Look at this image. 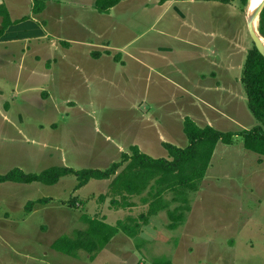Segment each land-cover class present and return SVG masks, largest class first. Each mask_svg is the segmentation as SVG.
Here are the masks:
<instances>
[{"label":"rangeland","instance_id":"374dc122","mask_svg":"<svg viewBox=\"0 0 264 264\" xmlns=\"http://www.w3.org/2000/svg\"><path fill=\"white\" fill-rule=\"evenodd\" d=\"M49 1L54 3H49L47 12L53 18L48 28L53 40L60 35L57 17H63L68 41L77 33L73 17H85L91 34L78 36L87 42L97 41L94 22L96 17L107 16L98 13L88 0H60L59 6L58 0ZM76 1L87 4L77 7L72 4ZM195 1L177 5L189 17L188 25L193 17H201V27L212 24L217 34L188 35L174 29L171 68L152 53L158 45L170 44V38L155 34L160 25L148 29L152 24L147 17H157L150 13L151 0H127L113 7L108 35L112 48L127 47V53H137L144 64L126 53L122 54L125 64L116 63L120 52L114 51L111 59H76L74 46L64 51L51 45L52 38L45 40L48 44L44 47L34 40L16 42L9 53L0 46V174L14 168L26 173H41L51 167L106 170L121 162L123 153L131 154L133 146L142 147L152 158H167L163 143L188 146L184 133L188 116H194L200 127L213 124L221 132L238 133L261 125L249 108L242 82L248 53L255 46L247 27L248 5L233 0L216 8L211 1ZM18 2L3 0V5L13 18L26 16L24 22L34 21L28 17L26 5ZM145 4L148 9L142 6ZM163 17L181 16L172 10ZM66 24L74 29L69 30ZM259 26L260 22L258 31ZM184 37L204 47L210 42L222 50L223 57L228 47L234 53L237 63L232 74L237 84L224 85L222 93L207 95L209 109L219 108L223 117L217 119L214 109L207 110L195 85L206 70L207 77H202L211 89L220 87L216 79L223 77L226 83L231 77L228 71L219 76L212 64L200 58L206 52L212 55L210 49L190 46L180 40ZM92 49L94 57L99 50ZM169 73L181 85L188 84L192 93H182L163 80ZM231 89L234 96H230ZM110 182L91 180L76 190L77 178L70 175L51 186L0 184V264H264V157L246 150L242 137H235L232 145L218 144L198 190L188 192L190 209L177 229L168 228V211L181 204L167 193L168 209L150 217L138 237L120 232L94 260L83 251L78 258L54 251L51 245L56 239L87 227L83 215L115 225L148 212L142 200L147 193L129 200L134 207H114L111 198L101 202L100 197L109 193ZM45 198L50 199L47 205L36 204L30 213L26 211L29 203ZM74 199L76 205H72Z\"/></svg>","mask_w":264,"mask_h":264},{"label":"trees","instance_id":"16d2710c","mask_svg":"<svg viewBox=\"0 0 264 264\" xmlns=\"http://www.w3.org/2000/svg\"><path fill=\"white\" fill-rule=\"evenodd\" d=\"M124 0H97L96 9L100 13L109 12ZM170 0H159L164 4ZM229 4L233 0H206ZM245 5L248 0H241ZM42 2L35 1L34 12L38 14L42 10ZM2 26L0 37L12 25L13 22L5 5H0ZM259 32L264 37V10L260 17ZM96 57V56H95ZM242 82L245 86L248 105L254 117L261 123L251 130L242 132H221L212 126L200 127L191 118L184 120V133L188 139V146L180 148L170 143H163L167 151V158H152L144 154L138 146L131 148V154L123 153L122 161L114 163L109 169H83L75 170L69 167H51L41 173H26L20 168H14L6 174H0V184L41 183L44 185H56L63 177L75 176L78 184L76 190L87 185L91 180L111 181L109 193L100 197L101 202L111 198L114 207H134L135 203L129 200L135 196L147 193L143 198L148 205V212L138 218H128L111 225L104 219L82 216L86 224L83 230H75L71 235H63L56 239L51 248L67 256L78 258L81 251L90 255V260L103 251L113 238L123 232L125 235L136 238L141 226L149 222V218L159 212L168 209L165 199L167 193H172V201L181 205L168 211L171 221L168 228L175 230L184 221L185 212L190 209L188 192H195L199 184L207 175L212 158L219 143L232 145L234 138H243L246 150L264 157V57L256 47L249 51L244 69ZM122 169V170H121ZM121 170V171H120ZM49 198L40 199L29 203L27 212L30 213L36 204L47 205ZM76 205V200L72 201ZM157 264H163L158 262ZM170 264V263H166Z\"/></svg>","mask_w":264,"mask_h":264},{"label":"crops","instance_id":"0c3cea01","mask_svg":"<svg viewBox=\"0 0 264 264\" xmlns=\"http://www.w3.org/2000/svg\"><path fill=\"white\" fill-rule=\"evenodd\" d=\"M35 1L36 0H19V2H18L21 5H26L23 7L26 9L25 11L30 10V13L27 15L30 18L33 17L34 21H32V19H31V20L24 22L23 20L26 18V16H22L21 18L15 19L11 16V12L9 11V8H7L8 12L10 14L11 20L13 22H16V21L20 22L18 24L10 26L5 31V33L2 35V37H0V46H4L8 53L10 51V46L12 47V45L17 44L16 42H21V41L32 42L34 40L37 43V45L44 47L48 44V43H45V40L52 38L50 40V42L52 43L51 45L52 46L55 45L56 47H60L61 49H65L64 51H66V49H70L72 46H74L75 48L72 49V54L74 55V58H76V59H81L82 56H85L88 59L87 60L88 62H95L96 60H100L103 57H108L111 59V58H113L112 56L114 55V53H112V51H114L115 53L120 52V54H119L120 58L116 57L115 62L119 63V64L120 63L125 64V62L123 61V55L122 54L126 53L127 55H129V53H127V50H128L127 47H124L123 49L122 48L121 49L112 48L111 47V39L108 36L110 28L112 26L111 20L114 18V17H111V14H112L111 11L113 10V8L109 12L101 13L107 17H96V20L94 22L95 29H96L94 31V39H97L96 42L95 41L92 42L90 40H88L89 42H87L86 38L78 36V35H89V34H91V28L88 26L89 24H87V22H86L87 19L85 17H80V18L73 17L75 19V23H76V27H74V28L77 29V33L73 34V37H72L73 40L72 41H68V38H65V34H63V28H64L63 23L65 24L63 17H57V19L60 21V35H56V38L53 40L52 34H51L50 30L48 29L49 23H50L51 19H53V18L48 17L49 14L47 12L49 10V7L51 6L49 3H51V4H54V3L50 2L49 0H39L42 2V6H41L42 10H41V12L36 14L34 12ZM78 1H76L75 3L72 2V4L74 6H77V7H84L87 3H90V5L96 9L95 5H96L97 0H91V2L88 0V2L86 4H81ZM82 1H85V0H82ZM124 1H127V0H124ZM148 1L149 0H142V2H145V3H147ZM151 2H152L153 6H152L150 13H155L154 15H156L157 17H147V18H149L148 22L152 24L151 26H147L148 29L149 28L154 29L160 25L161 28H158L156 30L154 29L155 34L161 35V36H167L170 38V41H168V43H170V44L158 45L157 48H155V50L152 53L158 54L160 57L163 58L164 61L168 62L169 68H171L172 63H173L172 58H171V52H172L171 35H172V31L174 29L179 28L180 31H182L183 33H186L188 35L191 33H196L197 35L201 36V34H206L208 31H212V32H214V34H217V31L214 30L216 28L213 29L212 24L209 26H205V25L202 26V27H205L206 29L201 27V24H200L202 22L201 17H193L191 24L188 25V18L189 17H185L186 15L177 7V5L180 2L195 3L196 2L195 0H170L164 4H160L159 0H151ZM56 3H58V4H56L58 6L61 5L60 0H58V2H56ZM211 3L213 4L214 7L218 8V5L220 2H216V1L209 2V4H211ZM2 4H3V0H0V5H2ZM30 6H31V8H30ZM142 6H146L145 9L149 8V4H145ZM172 10H174V12H177L181 17H163L165 14L171 12ZM96 11L98 12L97 9H96ZM98 13H100V12H98ZM44 15L46 17H44ZM213 18L217 19L219 17H213ZM123 19L127 20V21H132L130 17H123ZM21 21H23V22H21ZM139 22H142V20H140ZM177 22L180 23V25H177L176 24ZM198 23H199V26H198ZM25 24H27V25H25ZM67 25H68L67 28L69 30L74 29L72 25L66 24V26ZM190 25H193V26H190ZM1 26H2V18L0 16V28H1ZM138 37H140V36H138ZM180 40L184 41V42H188V44L190 46L203 48L205 51H207L206 49H210L212 52V55L210 53L206 52V54H203L202 57L200 54L199 55L200 58L203 59L204 61H206L209 65L212 64L213 68H211V69H213L215 71L218 70L219 76H221V74L224 73V71H228V75H230L229 77H231V79L230 78H229V80L227 79L226 83H224L223 77L216 79V81H217L216 84L218 86H220L221 88L217 87L215 89H213V88L211 89V88L207 87V83H205L207 81V78L204 79L202 77L203 75L205 77H207V70H206V73L200 74V77L198 80L199 84L195 85V87H196L195 89L201 93V95L203 96L201 101L206 102L205 106L208 107L207 95L209 94V92L222 93L224 90V88L222 86H224V85L233 86V84L235 83L234 82V80H236L235 75H234V73L232 74V72L235 71V65L237 63L236 60L234 59V53L231 52L229 49L230 47H228L225 50L226 55L223 57L222 56V50L220 52V49L218 50L216 48V46H211L210 42H208L207 47H204L200 44H194L193 42L190 41V39L186 40L185 37L181 38ZM59 43H61V44H59ZM92 48H96L95 50H97V49L99 50V51H97V53H95L96 57L95 56L91 57V53L93 50ZM123 50H125V52H123ZM87 52H88V54H87ZM130 58L133 59L134 61H136V63H138L139 65L144 64L142 58L137 53L135 55H131ZM179 71L182 74V71L181 70H179ZM170 73H171V71H170ZM170 73L167 76H164L163 80L167 81L170 85L173 84L172 86L176 89L181 90L182 93H185L188 95L190 93H192L191 90H189V88H187L188 84L181 85L180 82H177V80H174L173 78H171ZM216 78H218V77H216ZM219 80H222L223 82L221 83V81H219ZM235 84H237V83H235ZM189 85H191V84H189ZM192 86H193V84H192ZM218 91H220V92H218ZM187 92H189V93H187ZM234 92H235V90L231 89V92H230L231 95L230 96H234V94H233ZM222 95H220V96H222ZM8 108L9 107H7V109ZM209 108L210 107L207 108V110H209V112H212L213 111L212 109H214L215 112H217V117H216L217 119L219 118V116L223 117V115H225L223 112L222 113L220 112L221 110L219 108H216V107L214 108L212 106H211L212 109H209ZM188 117L191 118L192 120L194 118V116H188ZM184 120H185V118H184ZM193 121H195V120H193ZM206 126H212L213 127V124H208V125H205L204 127H206ZM140 149H143V148L140 147ZM146 149H148V148H146Z\"/></svg>","mask_w":264,"mask_h":264},{"label":"water","instance_id":"95a60500","mask_svg":"<svg viewBox=\"0 0 264 264\" xmlns=\"http://www.w3.org/2000/svg\"><path fill=\"white\" fill-rule=\"evenodd\" d=\"M251 0H248V6ZM264 10V0H261L257 7L247 15V27L249 34L254 42V45L258 52L264 57V43L261 34L255 27V22L260 21L261 13Z\"/></svg>","mask_w":264,"mask_h":264},{"label":"bare ground","instance_id":"6f19581e","mask_svg":"<svg viewBox=\"0 0 264 264\" xmlns=\"http://www.w3.org/2000/svg\"><path fill=\"white\" fill-rule=\"evenodd\" d=\"M260 1L261 0H251V3L247 7V15L250 14L257 7V5L260 3ZM258 23H259V21L255 22V27L256 28H257ZM262 38H263V43H264V37H262Z\"/></svg>","mask_w":264,"mask_h":264}]
</instances>
